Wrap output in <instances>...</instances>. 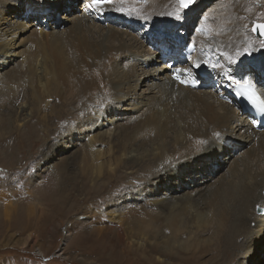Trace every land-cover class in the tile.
<instances>
[{
	"label": "bare ground",
	"instance_id": "1",
	"mask_svg": "<svg viewBox=\"0 0 264 264\" xmlns=\"http://www.w3.org/2000/svg\"><path fill=\"white\" fill-rule=\"evenodd\" d=\"M52 2H63L65 6L58 4V8L52 9ZM66 2L70 3L69 0H0V83L14 84L11 88L15 92L11 96H4L2 100L3 103L10 105V109L7 108V113L0 112V127L3 128L0 141L8 136V132L11 135L15 130L14 134L18 135V143H23V138L20 136L23 123H27L28 116L35 117L43 106L42 102L45 101L49 110L43 113L40 119L35 118L30 128L25 129L27 131L23 134H27L32 139L36 134H40V122L46 120L55 123L66 116H74L78 119L76 124L71 125L72 127L68 125V128L66 127L67 142L56 144L55 147L58 152L57 146H61L62 150L71 148L74 142L83 139L75 155L73 154V157L77 155L76 161L73 160V162L78 170L79 168L84 170L68 176L66 180L70 185L69 191L87 188V193L95 192L96 190H91L95 186H98L97 190L100 188L102 191L106 189L105 185L109 184L112 187L114 183H117L113 180V175L118 174V181H123L131 173L135 178L141 177L148 180H145L143 186L133 189L130 195L123 197L124 201L129 200L126 199L127 197L138 196L147 184H151L152 189L147 190V192L151 191L150 196L161 188H164L163 195L171 192L159 203L150 200L149 204L154 207L160 204L159 210L164 209V211H159L158 208L156 211L144 210L129 203L124 209H117L114 205L115 209L108 210L107 214L95 211L86 225V229L92 235L100 237L109 233L125 249L129 248L127 247L129 243L125 239L130 238L131 231L136 235H142L145 230L148 236L157 243H161L164 248L173 247L171 253L172 250H176V253L183 252L186 256L193 258L196 264H226L231 259V251L240 236L245 238L243 247L254 242L255 250L260 251L264 247V218L255 214L253 207L256 205L264 207V128L257 127V121L253 118L251 121L246 119L249 124L247 125L232 105L221 100L213 92L215 88L209 87L207 79H203V82L207 84L206 89L198 87L197 89L189 88V90L188 87H180L163 67L170 58V53L160 59H155L152 53L155 44L153 38L156 35L159 36L156 41L162 43L168 34L164 33L167 32L164 30H173L177 26L184 28L187 24L186 20L194 15L186 12L195 9L196 4H202V11L206 12L207 0H198L197 3H193L184 10L179 21L175 20L174 16L168 15L177 6L176 0H150V3L147 1L148 5H142L136 0H110L102 8H94L93 16L96 17L101 11H111L108 15H104L105 13L102 15L114 24L108 22L102 24L99 19L96 23L92 22L88 18V13L70 14L67 17V26L63 30H58L55 24L48 25L44 22V17L52 15L57 18L60 9L68 10ZM227 2L232 8L228 7L226 10L233 9L235 12L237 8L239 11L232 16L224 8L216 6L210 13L209 20H205V17L201 20L199 28L202 30L191 35L190 41L196 43L197 47L187 61V64L193 63V66L188 69L190 73H193L195 67L203 68L204 62L223 65L228 70L236 64L256 66L259 72L264 70V48L256 46L251 37L250 40L245 39L246 35L242 31L244 17L247 15L246 0H228ZM32 4H35L34 8ZM192 6L194 7L191 8ZM121 8L125 10H118ZM132 9H135V12L129 14ZM19 12H22L21 17L37 12L33 13L34 22L38 15L39 21L31 24L30 44L18 42L22 49L21 52L16 53L14 49H11V45L17 41L14 37L17 32L11 33L17 30L26 32L29 25L23 23L21 17L19 20L21 22H15L20 26H13L12 30L9 25L13 24V21L6 20L8 28L2 25L3 15L15 13L18 16ZM115 15L130 19L136 24H124L121 20H113L111 17ZM42 24L49 28L48 32L43 31ZM138 25H142L144 30L153 29L150 31L152 36L147 39L148 44H145V38L134 36L129 32ZM162 25L166 28L159 29ZM202 31L205 33H201ZM246 46L250 48V53L244 52ZM258 48L262 50L258 52ZM140 53L144 57L147 55L144 61V57L139 58ZM16 55L20 56L18 61L15 60ZM228 57H232L235 62H230ZM13 62L14 66L8 68ZM154 63H157V66L154 70H150ZM9 69H11L10 72L6 74ZM71 72L76 75L73 76V80L77 77L76 82H70L72 80L67 79ZM236 72L237 70H234L233 74ZM177 75L181 77V74ZM223 76L218 71L215 81L220 82ZM142 83L146 95L137 94L135 97V90ZM3 87H0V90ZM261 89L264 92V84H261ZM127 97L137 98L136 103L132 104L129 99L127 104L129 109L134 105L137 106L138 115H135V119H126L116 126L120 131H117V134L112 133V136L117 137L115 140L117 145L115 149L108 150L111 156L107 163L105 161L99 163L97 159L102 156L103 151L96 149L95 143L99 144L102 138L108 140L111 137V129L101 132L102 125L96 126L103 119V124L113 122L116 117L117 120L118 116L112 115L116 109L110 106L117 107L118 101ZM138 98L144 99V102L142 103ZM18 99L22 101L13 108ZM53 99L54 104L49 105ZM105 114L110 120L105 119ZM93 127L99 128L98 131L101 134L96 132V129L92 131ZM88 133H90L89 136ZM230 140L243 141L242 145H246L247 148L236 154L233 148L239 145L230 144L228 142ZM8 151L12 155L11 161L14 162L17 158L15 150L9 148ZM222 155H224L223 161H221ZM211 159L219 162L217 172L213 170L215 162H208ZM225 160L227 161L224 162ZM204 162H208V170L202 176L204 171L199 170L205 166ZM65 164L66 160L59 162L56 166L58 169L52 173L61 174V167ZM92 166L95 168L91 169ZM44 167L37 168L36 173L28 181L31 183L39 181L42 173L45 172L46 167ZM118 168L121 171L117 173ZM158 168H160L159 175L155 174ZM127 169H131V172L126 173ZM88 170L90 175H87ZM220 170H224L221 176H219ZM192 172L193 176H189L185 183L192 182L194 187L196 186L194 189L199 188L197 193H194L197 197L194 198L191 195L186 198L185 196H189L191 192L184 189L186 193L181 194L185 198L178 197L180 205L178 200L170 201L173 200L170 199L172 193L182 189L181 186L177 189L174 187L177 185V180ZM53 174L45 173L42 177L45 186L37 187V191L45 199L42 201L49 206L58 202L57 190L66 189V186L58 185L59 182L56 180L58 175L53 176ZM215 174L218 175L215 176ZM102 176L105 181L98 182ZM120 191L121 188H118L116 192ZM16 205L15 202H10L2 208L3 211H11L12 214L5 212L8 214L7 217L16 215L20 210L21 206ZM187 207L193 210L189 208L191 211L187 213ZM140 210L145 211L144 215L148 220L136 216V214L141 215ZM122 212H124L123 216ZM134 216L139 219L135 221ZM154 219L157 220V228L149 222ZM189 226L194 229L191 232L202 235V238H196V242L192 244L190 241L178 240L180 236L183 237L186 234ZM122 227L128 230L124 233ZM136 228L141 230L138 231ZM147 231H151V234ZM163 232H167L168 235L158 236ZM215 232L216 236L212 239L211 236ZM71 233L68 227L65 238L71 236ZM159 239L161 242L158 241ZM9 240L7 242L15 245H23L28 241L27 238H9ZM249 251L252 252V250ZM204 254L207 257L200 259Z\"/></svg>",
	"mask_w": 264,
	"mask_h": 264
},
{
	"label": "rangeland",
	"instance_id": "2",
	"mask_svg": "<svg viewBox=\"0 0 264 264\" xmlns=\"http://www.w3.org/2000/svg\"><path fill=\"white\" fill-rule=\"evenodd\" d=\"M136 1L142 5L143 4L148 5L147 1L150 3V0H147V1L136 0ZM227 1L228 0H207V3L205 4V6H208L206 12L202 11V7H203L202 4L194 5L195 9H193L192 11L186 12V13H189V15H193V14L194 15L192 16V18L189 17L186 20L187 24L186 26H184V28L181 27L183 28L181 32L186 33L189 38L194 32H200L202 30L199 28L201 26L200 24L201 20L204 17H205L204 18L205 20H209L210 13L214 11V8L216 6L222 7L225 10L228 7H231ZM69 2L70 3L66 2L68 4L67 5L68 13L66 15H63L64 16L63 19L65 18L64 19L65 22H62L63 26H60V27L56 26L58 30H63V28L64 29L66 28L67 19H68L67 17H69L70 14L73 15L77 13V12H74L76 9L80 11L78 12L80 14L88 13V18L93 15V14H89L88 12V11H91V9L92 10L94 9V8L89 9V7L87 6L89 4V0H86V1L81 0L80 6L82 7L78 6V2H79L78 0H69ZM197 2L198 0H195L194 3H197ZM52 3H53L52 7L50 5L52 9L55 7L58 8V4H60V6L62 5L63 7L65 6V3L63 2L62 3L52 2ZM246 4H248L249 8L247 7L245 11L247 15H245L244 17L245 20L243 19L244 23H243L242 31L246 35L245 39L247 38L249 39L251 37V40L252 41L254 40V44H256V46L259 45V47H261L260 46L261 39H259L254 34V32L252 31V26L254 22L264 23V0H246ZM194 6H192L191 8H193ZM34 7H35V4H32V8ZM69 9H71V11H69ZM63 10H64L63 8L62 10L60 9L58 15L61 14ZM237 11H239V9L236 8L235 12ZM108 12L111 13V11H101L100 13L98 12L96 17L101 16V20H102L106 18L102 14L105 13L104 15H108ZM116 12H119V11H116ZM226 12L228 14H232V16L235 14V12H233V9L226 10ZM33 13L36 14L37 12L30 13L29 14L30 16L28 15L29 16L28 20H27V17H21L22 12H19L18 16L15 13H8V15L6 16L3 15L4 21H3L2 26L3 27L5 26L6 28L11 26L10 30H12L13 26H20L18 23H15L16 21L21 22L19 21L20 17L23 23L25 22L27 26L29 25L26 32L17 30V31H12L13 33H11V34H14V32H17V34H14V37L16 38L17 41L16 43H12L11 45V49H14L16 53L21 52L20 50L22 49V47L19 44L21 43V41H23L24 43H29V44L31 42V37L29 36V34L32 33L31 24L36 22V20L34 22L35 17L33 16ZM37 19H38L37 21H39V15L37 16ZM6 20L10 22L13 21L14 23L8 26ZM44 22H47L46 19L44 20ZM107 22L110 24H114L113 22H110L109 19H107ZM51 23L49 22L48 25ZM178 23H181V22H178ZM42 26H44V24H42ZM163 28H166V26L162 25V27H159V29H163ZM48 30H49L48 27H45V26L43 27V31L48 32ZM152 30L153 29H150V31ZM150 31L144 30L142 25H138L137 27H133L132 30H130L129 32L134 36L145 38L144 42L145 44H148L147 39L152 36V33ZM201 33H205V31H202ZM23 37H25L24 40H23ZM246 48H249V47L246 46ZM258 50L260 51L262 49L258 48L257 51ZM250 52L251 51L247 53H250ZM141 57L142 58L144 57L142 56V53L139 54V58ZM146 57L143 58V61L146 59ZM15 58H16L15 60L18 61L20 56L16 55ZM13 66H14V62L10 66H8V68H12ZM155 66H157V63H154L150 67L151 68L150 70H154ZM191 66H193L192 62H190L189 67ZM144 67L146 68V66ZM10 70L11 69L7 71L5 70L6 74L10 72ZM5 71H3L4 75H6ZM166 71H168L167 68H166ZM68 75L69 76H67V79L69 81L72 80L70 82L77 81V77L75 80H73V76H76L74 73L71 72ZM2 85H4V87ZM13 86L14 84L0 83V87H3V89L0 90V112L1 113L3 112L7 113V108L10 109V105L3 103L2 100L4 96H11L12 93H15L11 88ZM182 88H186V87H182ZM5 89H8V90L5 91ZM16 89H18V87H16ZM135 92H136L135 97H137V94L146 95V92H144L143 83L137 86ZM127 99L119 100L117 103L118 105L117 107L110 106V108L116 109L112 115L116 114V116H118L117 120L119 122H116L117 117L115 116L116 118H114L113 122L109 121L106 124H103L104 122V119H103L99 121L98 125L96 126L98 127L99 125H102L101 130H100L101 132L102 130L107 132L108 129H111L110 131L111 137L108 140L107 139L104 140V138H102L99 144L95 143L94 147L96 149L103 151L102 156L99 159H97L99 163H103L104 161L105 163H107V161L110 159V156H111V152H109L108 150L115 149V145H117V142L115 141L117 137L112 136V133L117 134V131H120L118 127L116 126H118L120 122L126 121V119L127 120L135 119L136 118L135 115H138L137 106L134 105L133 107H131V109H129L130 107L127 104L129 102V99H131L132 104L136 103L137 98L127 97ZM138 100H141L142 103L144 102V99L138 98ZM20 101H22V99H18L16 103L13 105V108H15ZM54 102H55L54 99L51 100L49 102V105L54 104ZM42 105L41 106L43 110L41 108L38 114L35 115V117L28 116L26 120L28 124L27 123L24 124L21 121L24 126H22L21 128L22 130L21 129L19 130L22 131L20 136L21 138H23V140L21 139L23 143L21 144L18 143V140H17L18 135L14 134L15 130L12 132L11 135H10V132H8L7 133L8 136L5 137L4 139H1L0 141V264H196L193 258L186 256L183 252L179 251L176 253V250H172L173 252L171 253L170 251L173 247H171L170 249L164 248V246L161 245V243H157L154 239L148 236V234L145 233L146 232L145 230L142 233V235L141 234L136 235L134 234V232L131 231L130 238L125 239V241L129 243V245L127 246L129 248H125V249H123L122 248L123 245H121L109 233L101 235L100 237H96L92 235L90 232H88V229H86V225L88 224L90 216L94 214L95 211L101 214L103 212L107 214L106 212L112 208L115 209V206L117 207V209H122V208L124 209L125 207H127L126 205L127 203L134 205V207H141L144 210L148 209V210L156 211L157 208L159 210L160 204L157 207H154L153 205L149 204L151 203L150 200L157 201L159 203V201L165 200V198L164 199L162 198L169 196L171 192H169L170 194L168 193L167 195H163L164 188H161L159 191H156L154 195L150 196L149 193L151 191L147 192V190L152 189V188L150 186L151 184H147V186L144 188V191L140 192L138 196H134L133 198L127 197L126 199H129V200L124 201L123 197H125L126 195L127 196L130 195L133 189H136V188L138 189L139 187L144 185L145 180H148L146 178L144 179L141 177L135 178L133 177V175H131V173L128 174V176L123 181H118L117 179V177L119 176L118 174L113 175V180H116L117 183H114L112 187H110L109 184L105 185L104 188L106 189H102V191L100 190V188L97 190L98 186H95L94 189H91V190H96V191L95 192L91 191L89 192L90 194L86 192L87 188L69 191L70 185L68 181L66 180L68 176L71 175V173L73 174L74 172L76 173L77 171L84 170V168H79L78 170L77 167H75L76 165L74 162L77 159V155L73 157V154L75 155L76 150L78 146L81 144V141L83 139H81L79 142H74V146H72L71 148L62 150L61 146H57L58 152L56 151L55 147H56V144L58 145L59 143L67 142V139L65 136L68 134V132L66 130L68 126H71V125L73 126L74 124H76L78 119L74 118V116H71V117L66 116L65 118H61L58 122H55V123L50 122V121L48 122L47 120L45 122H40L39 124L40 130H41L40 134H36L31 139L27 136V134H23V133H26L27 130L25 129L30 128L35 118H39L41 115H43V113L49 110L47 109V103L45 101L42 102ZM99 106L100 105H98V109H100ZM87 111H90V110H87ZM106 116L107 114H105V119L110 120L109 116L108 117ZM28 119H31V120H28ZM37 123H39V121ZM96 127H93L91 130L94 131ZM98 129H96L95 131L101 134V132L98 131ZM231 129L233 130V126ZM2 132H3V128L0 127V134ZM235 134H237V132H235ZM89 135L90 133H88V136ZM86 140L87 139H85V141ZM228 142L232 145L234 144V146L239 145L237 146L238 149L235 150L236 154L237 153L239 154L242 149L247 148L246 145H242L243 141L237 142L234 140L233 141L230 140ZM9 148H13L16 152L17 158L14 162L11 161L13 159H12V155L8 151ZM9 154L11 155L10 157H9ZM223 159H224V155L221 156V161H223ZM65 160H66V164L62 165V167L60 166L61 174H58L57 172L53 174L52 172L58 169L56 167L57 164ZM218 160H220L219 156H218ZM226 161L227 160H225L224 162ZM208 162H215V161L214 159H211V161H208ZM208 162H204L203 165L205 166H203L201 170H199L200 172L204 171L202 176H204V173H206V171L208 170V166H207ZM218 163L219 162L217 161L213 165L214 172H217L216 168L218 167L217 165H219ZM43 166H45L46 169L48 170L45 169V172L42 173V177L47 172L49 174H53V176L58 175L56 179L57 182H59L58 185L61 184V186L63 185L66 186V189H64L65 191L64 190L62 191L63 188L60 189L61 191L57 190L59 194L56 196V198H59V200L57 203H54L52 206L46 205L42 201V200H45L43 195H41L40 192L37 191L38 186H43V185L45 186V182L43 181V178L41 177L39 181L36 180L32 183L28 181L36 173L37 168L39 167L41 168ZM113 166L114 164L112 165V167ZM93 168H95V166L94 167L92 166L91 169ZM159 169L160 168L155 170V174L157 175L160 174ZM130 170L131 169H127L125 172L126 173L131 172ZM118 171H121L120 168H118L116 172L118 173ZM219 173H218L219 176H221L222 173H224V170H220ZM218 174H215V176ZM87 175H90V170H88ZM189 176H193V172L191 174H187L183 177H180L177 180L178 181L176 183L177 185H175L174 187L177 189L181 186L182 189H180V191H177L176 193H172L171 195L172 197H170V199H173V200H170V201L176 202V200H178V205H180L181 204V202L179 201L180 197L181 199L185 197L186 198L190 197L191 195L194 198L197 197L195 196L194 193H197V189L199 188L194 189L196 186L194 187L192 182L185 183V181L188 180ZM102 181H105V178H103V176L100 177V179H98V182H102ZM196 185L198 184L196 183ZM56 188H57V184L55 185V189ZM118 188H121V191L119 193L116 192ZM184 189H186V191L191 192V194H188L189 196L186 195L184 197V195L181 194V193H186L184 192L185 191ZM62 199L64 200V202ZM10 202H15V205L17 204L16 206L19 205L21 207H20V210H18L16 215L13 214L9 218V216L7 217L8 214H6L5 212L10 214L11 211L10 212H8L7 210L3 211L2 208ZM187 208H188L186 209L187 213L193 210L191 209V207H187ZM260 208L262 209V212H259ZM144 210H140L141 215L136 214V216H140L141 218L148 220L144 215L145 214ZM161 211H164V209H162ZM124 212H122V216L124 215ZM253 212L259 216H263L264 218V207L263 206L256 205L255 207H253ZM157 213L159 214V212ZM4 214H6V216ZM162 214L160 216H162ZM136 219H139V218L134 216L135 221ZM149 222L155 225V227L157 228L158 226V224L156 223L157 220L155 219L149 220ZM139 224H142V223H139ZM68 227H69L70 232L72 233H71V236H68V238L66 239L65 238L67 236L66 230ZM137 227H138V223H137ZM136 229L138 231L141 230V228L140 229L136 228ZM125 230L127 231L128 229L124 227L123 228L124 233L126 232ZM191 231H194V229L192 226H189V228L186 231V234L183 237L180 236L178 240L183 239L185 242L190 241V243L192 244V242L193 243L196 242V238L197 239L199 237L202 238L201 234H197L196 232H191ZM147 232L151 234V231H147ZM166 233L167 232H163L161 234H158V236L168 235ZM215 236H216V232L213 236H211L212 239L215 238ZM9 238L11 239L27 238L28 241L23 245L21 244L15 245V244H10L9 242H7ZM158 241H160V239ZM244 242H245L244 237L240 236L237 238L234 249L231 251V259L228 262H226V264H259V263L262 264L264 262V247H262L260 251H257L255 250L256 245H254V242H251L250 244L243 247ZM141 248L143 250H141ZM249 250H252V252ZM204 257H207V255L204 254L203 258L200 257V259H204ZM251 258H252V261H250ZM213 264H217V263H213Z\"/></svg>",
	"mask_w": 264,
	"mask_h": 264
},
{
	"label": "clouds",
	"instance_id": "3",
	"mask_svg": "<svg viewBox=\"0 0 264 264\" xmlns=\"http://www.w3.org/2000/svg\"><path fill=\"white\" fill-rule=\"evenodd\" d=\"M111 18L113 20H114V18L116 20H121V21L125 22L124 24L135 23L132 20L124 19L122 16H119V15L118 16L115 15L114 17H111ZM102 20H101V17H100L99 22H101L102 24H106V23H103ZM92 22L96 23L97 21H92ZM164 31H167V32H164V33H168L166 38H170L172 41H176V39L179 36L183 38V45H180V46L179 45L165 46L163 43H159V42L156 41V39L159 37L158 35H156L153 38V40L155 41V44H154L152 53L154 54L155 59H160L161 57H163L166 54L170 53V58L167 60V62L165 63V65L163 67L167 68L169 76L176 82V84H178L180 86H183V87H186L184 83L180 82L181 80L187 81L188 82L187 84H189V83L194 82L197 79L200 80L202 77L204 79H207L208 76L200 73V71L201 70L206 71L207 69L210 68L211 65H214L215 63L204 62V67L203 68L195 67L193 73H190L188 71L190 64H187V61L189 60V58L195 52L196 47H197L196 43L191 42L190 38L187 36L186 33L183 35L181 33V27H179V26H177L173 30H164ZM187 47H189V50L191 52H189L187 56H183L182 55V51H183V49H185ZM248 65L250 66V64H240V65L236 64V65H233L229 69V72L230 73L234 72V70L237 68V66L247 67ZM177 70H180V71H177ZM218 71L219 70L216 69V74L218 73ZM263 71L264 70H261L259 72L258 68L257 69L254 68L252 74H248L247 73L249 75L248 82L253 83V84L257 83V81H258L257 76H259ZM237 72H242V70H237ZM178 73L181 74V77L179 79L176 78V77H178V75H177ZM213 81H214V83L210 81V83L216 85L215 91H213V92L219 97H220V95H222L224 97H227L228 94L226 92V88L224 87V85H222L219 82H216L215 79H213ZM217 85H219V88L217 87ZM209 87L212 88V86H209ZM188 88L197 89L198 87L197 88L188 87ZM199 88L200 89H206L207 86H205V87L200 86ZM227 98L228 99H224V98L222 99L220 97L221 100H223L224 102L229 103L230 105H232L237 110V112L239 114L238 108H241V107H238L236 105V102H235L234 98H232L231 96L228 95ZM240 112H241V114H243V111L240 110Z\"/></svg>",
	"mask_w": 264,
	"mask_h": 264
},
{
	"label": "snow or ice",
	"instance_id": "4",
	"mask_svg": "<svg viewBox=\"0 0 264 264\" xmlns=\"http://www.w3.org/2000/svg\"><path fill=\"white\" fill-rule=\"evenodd\" d=\"M110 2V0H91V2L87 5L89 8H102L104 4ZM195 0H177V6L175 7L173 12L168 13L169 16H174L175 20L179 21L182 18V13L185 9H188L191 4H193ZM120 11H124L125 9L121 8L118 9ZM135 12V9H132L129 14H132ZM247 27V26H245ZM253 32L259 31L261 36H264V24H256L252 27ZM260 46L264 48V40L260 41ZM250 48H245L244 52H249ZM237 55H240V53H237ZM230 62H235L232 57H228ZM214 69H218L222 75L227 77L229 80H233L234 78L231 76L229 70L225 68L223 65L214 64L211 65ZM180 71V70H177ZM179 79V77H176ZM181 83L187 84V81L181 80ZM195 82H193L194 84ZM240 95L241 93H237ZM246 98L248 99L249 103L259 112L264 113V96L258 95L255 91H250L246 93ZM255 123V121H253ZM259 207V206H257Z\"/></svg>",
	"mask_w": 264,
	"mask_h": 264
},
{
	"label": "water",
	"instance_id": "5",
	"mask_svg": "<svg viewBox=\"0 0 264 264\" xmlns=\"http://www.w3.org/2000/svg\"><path fill=\"white\" fill-rule=\"evenodd\" d=\"M256 24H264V23H261V22H254L253 26L256 25ZM253 26H252V27H253ZM254 33L258 36V38H260V39H263V38H264V36H261V35H260L259 31L254 32ZM259 212H262V209H261V208L259 209Z\"/></svg>",
	"mask_w": 264,
	"mask_h": 264
}]
</instances>
